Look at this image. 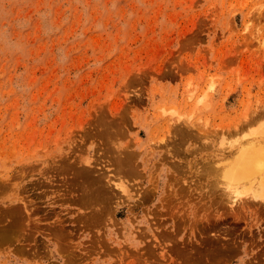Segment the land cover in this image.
<instances>
[{"label": "rangeland", "instance_id": "rangeland-1", "mask_svg": "<svg viewBox=\"0 0 264 264\" xmlns=\"http://www.w3.org/2000/svg\"><path fill=\"white\" fill-rule=\"evenodd\" d=\"M253 138L264 0H0V264H264Z\"/></svg>", "mask_w": 264, "mask_h": 264}, {"label": "bare ground", "instance_id": "bare-ground-1", "mask_svg": "<svg viewBox=\"0 0 264 264\" xmlns=\"http://www.w3.org/2000/svg\"><path fill=\"white\" fill-rule=\"evenodd\" d=\"M253 139L238 145L231 143L228 150L232 157L229 156L231 161L224 169L223 176L233 203L249 190L253 191L255 197L264 195V139Z\"/></svg>", "mask_w": 264, "mask_h": 264}]
</instances>
